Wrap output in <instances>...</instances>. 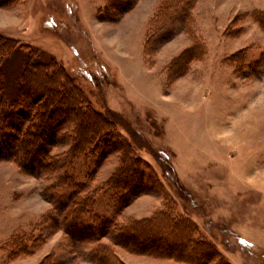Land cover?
<instances>
[{"label":"rangeland","instance_id":"rangeland-1","mask_svg":"<svg viewBox=\"0 0 264 264\" xmlns=\"http://www.w3.org/2000/svg\"><path fill=\"white\" fill-rule=\"evenodd\" d=\"M0 34L22 46L2 60L11 100L32 49L113 124L73 155L68 117L39 176L0 160V264H100L103 248L186 264L118 244L120 227L165 208L212 244L210 264H264V0H137L120 17L108 0H21L0 8ZM116 137L140 161L130 194L113 183Z\"/></svg>","mask_w":264,"mask_h":264},{"label":"trees","instance_id":"trees-1","mask_svg":"<svg viewBox=\"0 0 264 264\" xmlns=\"http://www.w3.org/2000/svg\"><path fill=\"white\" fill-rule=\"evenodd\" d=\"M20 1L0 0V8H11ZM136 2L137 0H108L110 7H113L119 17L131 10ZM160 17V14H157L154 17L155 22H159ZM146 40L145 47L149 44L148 38ZM16 45L15 41L0 34V160L15 161L22 171L30 175L43 174L47 169L46 162L51 160L49 155L58 133L65 122L69 121L68 117L73 118L77 126L74 131L76 147L72 154L99 150L101 138L111 135L113 124L105 114L96 111L84 101L82 93L70 83L62 67L59 70L50 69L53 59L43 60L42 53L30 49L27 60H24L19 96L17 100H11L7 96L3 68L5 60H2L21 49L22 46ZM188 53L189 51H184L183 55L187 56ZM31 59L34 61L29 62ZM50 70H53L52 73H49ZM60 73L64 76H60ZM116 138L117 140L113 141L122 147L124 156L121 174L119 173L113 183L114 187L119 184L130 194L136 190L141 179L140 161L130 155L128 147L123 145L120 137ZM91 146L92 149L89 148ZM130 198L132 197H125ZM85 204L86 201L74 204L75 209L70 216L76 221L84 214ZM165 209L157 211L151 217L134 220L120 227L118 244L132 253L155 259L186 264L213 262L214 248L209 241L195 236L198 234V228L182 217H175L168 208ZM78 229L80 227H76L75 231ZM90 230V227L87 228V231ZM48 257L46 256L40 264H51ZM100 257V264H126L117 255L108 252L107 248L101 250Z\"/></svg>","mask_w":264,"mask_h":264}]
</instances>
